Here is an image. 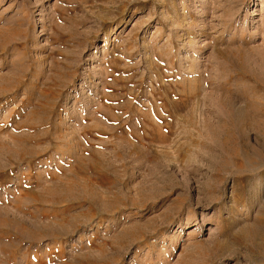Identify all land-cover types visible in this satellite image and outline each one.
I'll list each match as a JSON object with an SVG mask.
<instances>
[{
	"label": "rangeland",
	"instance_id": "374dc122",
	"mask_svg": "<svg viewBox=\"0 0 264 264\" xmlns=\"http://www.w3.org/2000/svg\"><path fill=\"white\" fill-rule=\"evenodd\" d=\"M0 264H264V0H0Z\"/></svg>",
	"mask_w": 264,
	"mask_h": 264
},
{
	"label": "bare ground",
	"instance_id": "6f19581e",
	"mask_svg": "<svg viewBox=\"0 0 264 264\" xmlns=\"http://www.w3.org/2000/svg\"><path fill=\"white\" fill-rule=\"evenodd\" d=\"M2 49H3V47H2Z\"/></svg>",
	"mask_w": 264,
	"mask_h": 264
}]
</instances>
